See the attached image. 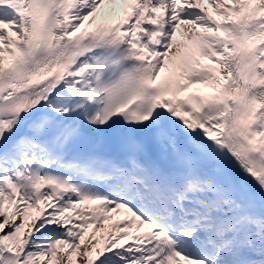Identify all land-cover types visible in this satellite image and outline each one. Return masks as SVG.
<instances>
[{"label": "snow or ice", "instance_id": "6c2138e0", "mask_svg": "<svg viewBox=\"0 0 264 264\" xmlns=\"http://www.w3.org/2000/svg\"><path fill=\"white\" fill-rule=\"evenodd\" d=\"M0 264H264V0H0Z\"/></svg>", "mask_w": 264, "mask_h": 264}]
</instances>
